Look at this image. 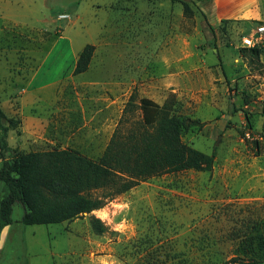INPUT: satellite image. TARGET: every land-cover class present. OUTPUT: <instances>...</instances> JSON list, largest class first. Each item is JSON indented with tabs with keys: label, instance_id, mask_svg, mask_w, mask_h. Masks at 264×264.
<instances>
[{
	"label": "rangeland",
	"instance_id": "obj_1",
	"mask_svg": "<svg viewBox=\"0 0 264 264\" xmlns=\"http://www.w3.org/2000/svg\"><path fill=\"white\" fill-rule=\"evenodd\" d=\"M214 2L0 0L1 108L22 122L9 134L13 147L25 109L36 121H27L22 152L75 148L99 159L136 93L137 105L176 100L183 116L204 124L183 141L213 157L212 172L155 177L115 197L103 221L95 211L28 226L16 205L0 264H264V50L254 62L241 53L260 24L249 34L212 32L206 11ZM86 45L95 46L92 63L74 75ZM5 194L0 182V202Z\"/></svg>",
	"mask_w": 264,
	"mask_h": 264
},
{
	"label": "trees",
	"instance_id": "obj_2",
	"mask_svg": "<svg viewBox=\"0 0 264 264\" xmlns=\"http://www.w3.org/2000/svg\"><path fill=\"white\" fill-rule=\"evenodd\" d=\"M94 53L93 45L83 48L74 75L89 70ZM241 53L254 62L260 61L263 50L244 48ZM136 101L137 94L133 93L99 159L75 148L19 152L9 159V134L22 122L10 118L0 102V182L6 191L0 202V237L6 227L14 224L16 205L25 210L23 225L71 223L103 209L115 197L149 179L189 170L212 172L213 157L183 141L186 132L203 123L183 116L173 98L163 105L147 98L141 99L139 105ZM138 110L141 118L134 119ZM97 192L100 195L95 196ZM92 226L98 234L106 230L99 219H93Z\"/></svg>",
	"mask_w": 264,
	"mask_h": 264
},
{
	"label": "crops",
	"instance_id": "obj_3",
	"mask_svg": "<svg viewBox=\"0 0 264 264\" xmlns=\"http://www.w3.org/2000/svg\"><path fill=\"white\" fill-rule=\"evenodd\" d=\"M234 2L241 3L242 0H215L213 5L209 4L208 11H206V17L210 21L211 25L215 28V31L217 33H236L239 30L242 34L246 32H248L249 34V30L254 24L259 25L261 23H264V4L261 0H250V2L245 0L243 2L244 7L240 8L237 11L233 10L230 13L222 11V7H224L225 5L228 6V4L230 5V3ZM212 17L216 18L212 20ZM25 111V109L22 110V118L24 125L22 127V133L17 141V145L13 147L11 144H9L12 150L18 149L20 152H22L24 149L23 143L28 139L26 135L27 121L28 123H30L31 121H36L34 119L31 120L30 118H28L29 115L28 113H25ZM11 229L12 226H8L2 231L0 237V251H2L1 247L3 238L7 233H10Z\"/></svg>",
	"mask_w": 264,
	"mask_h": 264
},
{
	"label": "built area",
	"instance_id": "obj_4",
	"mask_svg": "<svg viewBox=\"0 0 264 264\" xmlns=\"http://www.w3.org/2000/svg\"><path fill=\"white\" fill-rule=\"evenodd\" d=\"M60 20H68L70 16L61 15L59 17ZM243 45L245 48H259L264 50V23L259 25L256 30L250 34L247 38L243 40ZM247 138H251V134H246Z\"/></svg>",
	"mask_w": 264,
	"mask_h": 264
},
{
	"label": "clouds",
	"instance_id": "obj_5",
	"mask_svg": "<svg viewBox=\"0 0 264 264\" xmlns=\"http://www.w3.org/2000/svg\"><path fill=\"white\" fill-rule=\"evenodd\" d=\"M115 209H117L118 211H122V210H125L129 207L128 204H113L112 205ZM117 212H114L113 215H116ZM95 215L100 218L102 221L103 220H107L108 219V214H107V208H105L104 210H101V211H97L95 212ZM109 223H111V221L109 220L108 221ZM126 228V225L125 223H121L119 225L116 226L115 230L116 231H119V232H123ZM102 264H108V261L105 260V261H102ZM111 264H116V261L115 260H112L111 261Z\"/></svg>",
	"mask_w": 264,
	"mask_h": 264
}]
</instances>
